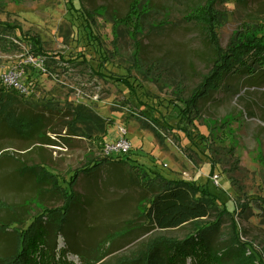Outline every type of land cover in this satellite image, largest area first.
Returning <instances> with one entry per match:
<instances>
[{
	"label": "rangeland",
	"instance_id": "374dc122",
	"mask_svg": "<svg viewBox=\"0 0 264 264\" xmlns=\"http://www.w3.org/2000/svg\"><path fill=\"white\" fill-rule=\"evenodd\" d=\"M131 1L0 0V22L16 27L2 31L0 73L37 49L51 71L37 75L35 96H18L11 108L29 116L45 113V130L58 132L47 133L41 143L35 135L0 131V202L11 205L0 206V219L26 225L42 208L62 205L61 194L42 180L37 165L66 186L74 170L94 159L123 158L92 176L81 174L73 187L76 197L63 224L77 253L68 254L71 261L93 255L102 256L104 264L129 260L155 235L182 238L192 230L194 225L183 224L159 231L145 221L149 193L139 177L157 173L217 193L231 212L220 219L215 243L227 239L233 227L250 243L246 255L264 264V80L253 85L227 77L221 91L201 100L197 111L188 110L184 100L209 71L213 49L208 36L184 16L206 0H140L139 23L131 17L118 22ZM213 4L220 47L240 33L264 35V0ZM92 10L93 18L82 20ZM78 104L106 120L104 135L81 126L82 133L68 134L69 118L52 109ZM12 126L25 136V122ZM117 126L126 129L132 146L127 153L108 155L105 142L114 140ZM58 246L64 247L60 236Z\"/></svg>",
	"mask_w": 264,
	"mask_h": 264
},
{
	"label": "trees",
	"instance_id": "16d2710c",
	"mask_svg": "<svg viewBox=\"0 0 264 264\" xmlns=\"http://www.w3.org/2000/svg\"><path fill=\"white\" fill-rule=\"evenodd\" d=\"M139 1L132 0L126 15L118 22L123 21L124 23L127 21V17L139 20L144 14L139 11ZM213 1L210 0L209 3L204 2L194 7L184 16L186 22L200 27L203 33L208 36L213 49V59L209 71L202 76L200 83L192 90L188 100H184L188 110L197 111L201 100L209 98L211 93L221 91L227 77L242 78L244 81H250L253 85L264 80V35L240 33L225 48L220 47L213 31L214 24L217 22V12L213 10ZM70 9L75 10L72 6ZM93 10L84 12L82 20L90 21L93 18L92 15L96 13ZM71 16L79 17L73 13ZM0 24V41H3L4 32L16 27L6 22L4 24L0 22ZM131 24L133 25V23ZM4 41L6 40L4 39ZM8 44H5L8 48L13 45L10 42ZM31 53L44 55L40 49L32 50ZM118 80L128 85L126 78L120 76ZM17 97L23 96L11 88L0 85L1 134L15 133L20 138L35 135L38 141L44 143L42 140L48 139L47 133H58L53 128L45 130V113L29 116L18 111V108H11V103ZM52 110L69 118L70 121L65 125L68 134L82 133L80 126L93 134L103 133L104 135L107 130L106 120L93 113L85 105H70L66 108L61 107L59 110ZM49 112L51 113V110ZM22 121L27 127L23 133L25 136L18 134L12 126L13 124L19 125ZM99 141H102V138L99 137ZM124 161L123 158L112 159L110 157L94 159L90 164L74 170L73 175L66 182V186L60 184L56 174H52L45 166L37 165L36 168L41 174L42 180L50 184V189L61 194L62 205L56 208H42L26 225H21L22 222L18 219H9L17 223L13 229L9 228L6 223L9 220L0 219V230H2L0 231V264H104L102 263L103 257L99 255L88 258L81 255L79 263L71 261L68 254L76 253V251H74L75 247L70 245L65 238L67 233L64 231L63 224L66 222L68 212L76 197L73 187L79 176L81 174L92 176V173L104 164L123 163ZM29 172L34 174L31 170ZM139 180L149 193L143 209V217L147 223L159 231L183 224L194 226L182 238L162 234L155 235L143 249L138 251L136 256L129 260H118L113 264H255L254 258H249L246 255L247 246H250V243L241 240L236 228L235 233H233V227L231 233L229 232L232 237L228 235L224 241L215 243V234L221 230V218L231 212L223 206L225 200L217 193L185 180L166 179L157 173L153 175L142 173ZM218 202L222 204V207L218 205ZM0 206L11 208V205L6 206L2 202H0ZM247 208L246 205L245 209ZM220 212L221 214H219ZM211 216H215L213 222L197 224V221L209 219ZM59 236L64 242V247L58 246ZM4 242L8 244H4ZM7 245H9V249ZM78 250L81 252L82 248Z\"/></svg>",
	"mask_w": 264,
	"mask_h": 264
},
{
	"label": "built area",
	"instance_id": "2783aa9c",
	"mask_svg": "<svg viewBox=\"0 0 264 264\" xmlns=\"http://www.w3.org/2000/svg\"><path fill=\"white\" fill-rule=\"evenodd\" d=\"M39 73H51L49 65H46L45 57L42 54H27L23 56V59H19L14 65L0 73V85L15 90L24 98H30L38 93L40 83L37 82L36 77ZM113 139L105 142L106 154L127 153L131 149L132 144L123 127H116V136Z\"/></svg>",
	"mask_w": 264,
	"mask_h": 264
}]
</instances>
